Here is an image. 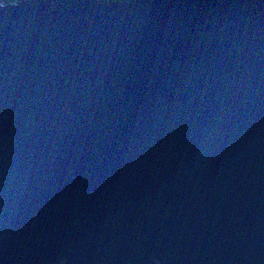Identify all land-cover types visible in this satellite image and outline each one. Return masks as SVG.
I'll use <instances>...</instances> for the list:
<instances>
[{
  "label": "water",
  "instance_id": "obj_1",
  "mask_svg": "<svg viewBox=\"0 0 264 264\" xmlns=\"http://www.w3.org/2000/svg\"><path fill=\"white\" fill-rule=\"evenodd\" d=\"M264 264V0L0 4V264Z\"/></svg>",
  "mask_w": 264,
  "mask_h": 264
},
{
  "label": "trees",
  "instance_id": "obj_2",
  "mask_svg": "<svg viewBox=\"0 0 264 264\" xmlns=\"http://www.w3.org/2000/svg\"><path fill=\"white\" fill-rule=\"evenodd\" d=\"M20 0H4V3H7V2H19ZM100 1H104V2H118V3H123L127 0H100Z\"/></svg>",
  "mask_w": 264,
  "mask_h": 264
},
{
  "label": "clouds",
  "instance_id": "obj_3",
  "mask_svg": "<svg viewBox=\"0 0 264 264\" xmlns=\"http://www.w3.org/2000/svg\"><path fill=\"white\" fill-rule=\"evenodd\" d=\"M153 264H160V261L158 259H153Z\"/></svg>",
  "mask_w": 264,
  "mask_h": 264
},
{
  "label": "snow or ice",
  "instance_id": "obj_4",
  "mask_svg": "<svg viewBox=\"0 0 264 264\" xmlns=\"http://www.w3.org/2000/svg\"><path fill=\"white\" fill-rule=\"evenodd\" d=\"M4 3V0H0V4Z\"/></svg>",
  "mask_w": 264,
  "mask_h": 264
},
{
  "label": "bare ground",
  "instance_id": "obj_5",
  "mask_svg": "<svg viewBox=\"0 0 264 264\" xmlns=\"http://www.w3.org/2000/svg\"><path fill=\"white\" fill-rule=\"evenodd\" d=\"M21 1V0H20Z\"/></svg>",
  "mask_w": 264,
  "mask_h": 264
}]
</instances>
